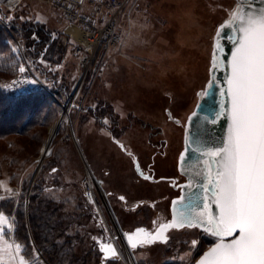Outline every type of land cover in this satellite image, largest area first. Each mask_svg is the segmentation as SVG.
I'll return each mask as SVG.
<instances>
[{"label": "rangeland", "instance_id": "374dc122", "mask_svg": "<svg viewBox=\"0 0 264 264\" xmlns=\"http://www.w3.org/2000/svg\"><path fill=\"white\" fill-rule=\"evenodd\" d=\"M237 5L238 0H140L122 19L123 44L102 51L86 75L70 46L60 64L43 63L59 86L26 59L24 39L9 32L12 53L18 55L24 71L19 69L12 78L0 73V83L8 80L6 87L17 93H47L53 99L41 115L51 111L53 117L28 134L0 140V201L13 199L17 212L24 201L30 230L32 197L40 193L51 200L58 205L59 223L65 230L56 241L64 243L70 237L75 254L90 252V264H104L99 245L110 241L119 255L105 264H194L217 241L197 227L172 229L167 242L131 248L132 261L122 236L140 225L154 231L171 219V197L179 191L172 189L167 177L187 180L179 170L186 121L209 84L216 31ZM7 11L14 12L9 15L13 18L39 21L57 36L64 34L63 17L46 3L23 0ZM0 25L9 26L2 17ZM58 122L50 154L40 162L50 129ZM134 155L144 166L154 164L159 181L140 177ZM36 183L40 192L32 191ZM88 184L98 205L86 198ZM16 211L12 209L11 218L0 211L8 218L0 226L6 233L0 240V264H19L21 257L26 264H49L33 237L29 243L34 259L13 237Z\"/></svg>", "mask_w": 264, "mask_h": 264}, {"label": "snow or ice", "instance_id": "6c2138e0", "mask_svg": "<svg viewBox=\"0 0 264 264\" xmlns=\"http://www.w3.org/2000/svg\"><path fill=\"white\" fill-rule=\"evenodd\" d=\"M241 2L246 0H238L237 9L226 22L237 35L226 78L225 91L230 103L227 135L223 144L210 154L218 159L208 170V184L204 186L205 190L211 187L210 202L203 203L202 210L195 213L177 212L174 202L173 221L162 224L156 235L138 228L128 237L133 248L157 239L166 242L164 232L169 228L203 226L217 241L199 264H264V5L249 8L242 15ZM224 27L221 25V30ZM215 47L221 48L219 42ZM217 63L214 54L213 69ZM204 199L209 201V196ZM7 220L0 213V226ZM8 227L11 228L10 222ZM5 234L0 227V240ZM192 243L195 245L196 241ZM101 250L117 255L111 244H101ZM19 264H26L23 257Z\"/></svg>", "mask_w": 264, "mask_h": 264}, {"label": "trees", "instance_id": "16d2710c", "mask_svg": "<svg viewBox=\"0 0 264 264\" xmlns=\"http://www.w3.org/2000/svg\"><path fill=\"white\" fill-rule=\"evenodd\" d=\"M13 13L0 6V18L2 17L5 23L9 25L7 27L0 25V73H7L12 78L17 75L22 65V61H20L18 55L15 56L12 53L13 47L10 43L9 32H13L19 34L24 39L26 59L40 69L48 81H51L54 85H58L56 80L49 76L50 71L46 67H43V63L46 62L49 65L60 64L68 46L72 47L75 53L74 42L64 34L55 35V32L46 27L45 24L29 17L21 20L20 17H10L9 15ZM210 62L211 68L212 57ZM7 83L8 80L0 83V140L12 134H28L34 127L45 125L52 119L53 115L50 116L51 111L41 115L44 111L43 109L49 106L47 104L53 99L52 97L47 93L36 91L17 93L8 89L6 87ZM62 88L64 92L67 90V86L64 84ZM47 110H51V108ZM10 161L12 164L14 159L11 158ZM14 177L20 178L18 175ZM39 186L40 184L36 183L32 191L39 189L40 192L41 186ZM51 202V200H45L44 197H41L40 193L32 197L30 203L31 212L28 217L29 222H32V226H30L31 236L23 212L25 208L24 201H21L18 212L16 211L17 207H15L13 199L0 201V211L11 218L12 209L15 208L17 217L15 221L13 220V237L18 239L17 241L20 244H23L24 252H26L28 258H35L30 248L31 244L29 243L30 238L33 237L49 264H63L67 261L72 264H90V252L85 251L82 255L75 254L71 248L73 243L70 237L66 238L64 243L56 241L57 237H59L57 234H61L65 230L62 224L59 223L60 216L57 214L58 205H54ZM7 233L12 235V231H7ZM107 261H104L102 258L104 264ZM34 264L42 263L36 262Z\"/></svg>", "mask_w": 264, "mask_h": 264}, {"label": "water", "instance_id": "95a60500", "mask_svg": "<svg viewBox=\"0 0 264 264\" xmlns=\"http://www.w3.org/2000/svg\"><path fill=\"white\" fill-rule=\"evenodd\" d=\"M262 5H264V0H246V2L240 3V12L243 15L247 9L259 8ZM222 25L225 27L223 30H221V26L217 29L212 51L213 57L214 54H216L218 63L217 67L213 69L212 57L209 84H212L213 81H215V83L211 88H209V84L205 88L204 93L201 95L200 100L194 108V111L188 116L185 125L184 149L182 150L179 158V170L187 177V182L180 185V195L176 196L171 201V219L162 224L171 223L173 221L175 215L173 212L174 202H176L177 212L190 211L192 213L201 211L203 203L210 202L211 187L209 186L208 190H205L204 186L208 184V170L211 169L215 160L218 159L216 157H212L210 154L223 144L227 135L229 124L228 108L230 107V103L229 97L225 91L227 88L226 78L230 73L229 62L231 60V51L233 50L237 35L233 28L228 27L226 22ZM217 42L221 45L219 50L215 47ZM222 93L224 94L222 95ZM206 161L207 166L205 164ZM206 195L209 196V201H205L204 198ZM185 206H188L187 209ZM213 211H216L214 206ZM162 224L158 225L154 231L145 227L138 228L144 229L146 233L156 235ZM138 228H136L133 233L125 235L131 248L133 247L129 242L128 237L134 235ZM182 228L184 227L166 229L164 232V236L167 238L166 242L169 240L168 232L170 230ZM197 228L204 231L203 226H199ZM207 233L210 234L209 232ZM155 242L164 243L165 241L157 239L152 243ZM215 243L216 242L206 249L194 264H199L203 255L210 248H212ZM101 244H111L115 247L117 255L112 256L103 252L101 250ZM140 244L143 243H138L137 247ZM99 250L102 253L104 261L116 258L119 255V250L112 241L101 242ZM40 258L43 259L42 255H40Z\"/></svg>", "mask_w": 264, "mask_h": 264}, {"label": "built area", "instance_id": "2783aa9c", "mask_svg": "<svg viewBox=\"0 0 264 264\" xmlns=\"http://www.w3.org/2000/svg\"><path fill=\"white\" fill-rule=\"evenodd\" d=\"M48 4L65 21L64 34L74 42L75 54L84 75L102 51L123 44L120 26L140 0H36ZM23 0H2L0 6L15 9ZM25 89H29L25 87ZM84 190L86 198L98 205L91 184Z\"/></svg>", "mask_w": 264, "mask_h": 264}, {"label": "flooded vegetation", "instance_id": "af4514ba", "mask_svg": "<svg viewBox=\"0 0 264 264\" xmlns=\"http://www.w3.org/2000/svg\"><path fill=\"white\" fill-rule=\"evenodd\" d=\"M156 152H158V151H156ZM132 159H133L134 167H135L136 171L138 172V174L140 175V177H142L143 179H146L147 181H150V182L159 181V180H157L159 178L156 177V168H154V164L153 163H149V164L147 163L144 166L142 161H140L138 155L132 156ZM162 178H166V177H162ZM167 181H168L169 185L172 187V189L179 191L178 195H173L171 197V201H172L173 198H175L176 196L180 195V188H181L180 185L185 183V182L180 180V178H178V177L175 178L174 176L167 177ZM186 182H187V180H186ZM138 227H145V228H147L149 230H152L151 228H149V226H145V225H140V226H137L136 228H138ZM177 230H179V229H177Z\"/></svg>", "mask_w": 264, "mask_h": 264}, {"label": "bare ground", "instance_id": "6f19581e", "mask_svg": "<svg viewBox=\"0 0 264 264\" xmlns=\"http://www.w3.org/2000/svg\"><path fill=\"white\" fill-rule=\"evenodd\" d=\"M68 113V112H67ZM66 117V114L63 115V118ZM60 122H58L57 124H55L54 126L51 127L50 129V138L48 139V141L44 144L43 150L41 151V155H40V162H43L45 160V158H47V156L50 154L48 148H49V144L51 143L52 139L55 137V133L58 129ZM42 165V164H41ZM97 185H99V183L97 182ZM125 246H126V253L129 256V258L131 259V261L133 260L132 254H131V247L129 246L125 235L122 236ZM118 248V247H117ZM119 250V249H118Z\"/></svg>", "mask_w": 264, "mask_h": 264}]
</instances>
